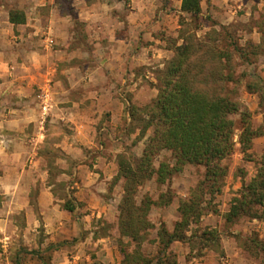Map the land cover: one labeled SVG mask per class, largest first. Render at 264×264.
<instances>
[{"label":"crops","instance_id":"crops-1","mask_svg":"<svg viewBox=\"0 0 264 264\" xmlns=\"http://www.w3.org/2000/svg\"><path fill=\"white\" fill-rule=\"evenodd\" d=\"M172 2L133 0L120 19L101 0L72 2L67 15L59 0H0V264L123 263L112 236L118 157L140 136L129 130L132 107L157 98L155 71L173 58L168 39L183 12ZM13 10L26 21L13 23ZM183 245L172 247L178 264H219L212 253L189 259ZM221 246V264H249L237 242Z\"/></svg>","mask_w":264,"mask_h":264},{"label":"trees","instance_id":"trees-1","mask_svg":"<svg viewBox=\"0 0 264 264\" xmlns=\"http://www.w3.org/2000/svg\"><path fill=\"white\" fill-rule=\"evenodd\" d=\"M202 2L182 0L181 10L198 19L203 11ZM10 16L13 23L26 21L21 11L13 10ZM226 37L231 42V36ZM233 48L231 51L220 45L187 42L176 48L174 57L157 77L159 94L142 111V125L137 128L139 140L146 139L144 150L141 155L126 151L118 157L117 181H124V195L119 205V233L134 246L133 251L124 253L122 264H178L172 250L176 243L187 244L192 250H214L213 245L221 248V234L216 228L194 230V227H198L205 216L218 212L216 198L222 193L229 174L224 161L234 153L237 129L245 155L261 137L249 124L250 113L242 110L233 89L237 81L233 69L234 52L249 66L252 65L251 55L237 44ZM255 78L258 87L247 88L252 94L259 95L262 106L263 79ZM138 114L133 113V123ZM234 115L242 118L240 128L232 119ZM164 154L169 157L160 160ZM187 166L204 169L201 179L188 197L180 200L174 229L169 230L164 223L156 227L150 220L152 210L169 207L178 200L171 182ZM149 182H155L158 189H166L158 199L145 196L139 201V191ZM64 209L75 212L73 199L66 201ZM242 219L264 222V154L258 163L257 174L243 185L226 215V221L231 225ZM153 230L157 231L156 239H150ZM147 242L156 245L154 255L141 251ZM251 245L264 261V241L255 239ZM41 259L44 264H50L49 258Z\"/></svg>","mask_w":264,"mask_h":264},{"label":"rangeland","instance_id":"rangeland-1","mask_svg":"<svg viewBox=\"0 0 264 264\" xmlns=\"http://www.w3.org/2000/svg\"><path fill=\"white\" fill-rule=\"evenodd\" d=\"M75 1L79 2V0H60L62 13L64 15L73 13L71 3ZM92 1L95 0H89V2ZM161 1L164 9L173 3L172 0ZM101 2L110 3L115 6L113 13L118 15L120 19H124L127 16L133 5V0H101ZM240 3L241 2L238 0H229L228 4L222 7L219 5L213 6L212 0H203V11L198 19L185 15L184 13L181 14L179 18H175V21H173L174 32L168 39V47L172 48L175 55V50L179 42L181 43L179 46L187 42L193 44L207 43L209 46L220 45L221 48L231 51H234L233 45L237 44L239 47L247 49L248 53L251 55L252 65L249 66L243 63L239 59V56H237L238 54L234 52L236 57L233 69H235L237 81L233 89L235 88V99L241 104L242 110H246L250 113V116H248L249 124L254 130H257L261 134V137L254 141L252 150L245 155L239 143L240 131L237 129L234 138V153L224 161V164L229 169V174L222 193L216 198L218 212L205 216L200 225L194 227V230L205 227L216 228L221 234V242L225 237L238 243L239 247L244 251L249 264H264L262 255L258 254L251 245V241L255 239L264 241V222L242 219L235 225H231L226 221V215L231 208L233 199L241 191L243 185L248 184L257 174L258 163L261 161L264 154V102L261 106L259 95L252 94L247 88L249 86H251L252 89L258 87V79H256L255 76L263 79L262 84L264 85V0H246V4L239 8ZM158 14L157 12L156 17ZM159 34H163L160 36H164L165 38V32H159ZM226 36H231V42L227 40ZM164 68L165 66L163 68L158 67L155 71L157 77ZM246 73L250 76H244ZM159 86L160 83L158 81V90ZM151 103L142 106L134 105L132 107L131 111L136 114L138 112L139 114L136 115V121L129 130L134 132L142 125L140 122V117H143L141 113L144 111V108ZM232 119L240 128L241 116L234 115ZM144 146V141H140L139 138H137L132 143V146L127 149V152L137 155L139 150L142 151L144 149ZM168 157V154H164L161 156L160 160H164ZM203 172L204 169L202 168L187 166L182 173L173 178L171 188L177 194L178 200L169 207L154 208L152 210L150 220L154 222L156 227L164 223L162 221L163 217H166L171 224L177 221L179 215H177L176 210L180 204V200H185L188 197L190 190L199 182ZM121 181L122 183L116 181L115 185L121 183L120 188L124 191V181ZM165 189L166 188L158 189L155 182H149L139 191L138 200H142L145 196L158 199L161 192L165 191ZM103 229L101 236L107 235L109 231L106 226H104ZM156 233L157 231L153 230L150 234V239H154ZM112 236L117 251L120 253V257L124 256L125 252L134 250V246L131 245L128 239L120 237L119 230L116 235L114 234ZM183 247L190 248L191 252L188 257L189 259L191 258V260H195L197 263L202 261L203 257L205 258L209 253L216 255L219 264L222 263L223 259L227 258L222 250V246L218 248L213 245L212 247L214 250H192L187 244H184ZM180 249L179 246V248L176 250L174 248L173 250L177 261L178 251ZM246 249L249 250L247 251ZM141 251L146 254L152 252L154 255L153 252H156V245L147 242L143 245ZM45 257L49 258L50 256L45 255ZM94 257V264H101V262L98 261V257L96 255ZM83 264L87 263L85 262Z\"/></svg>","mask_w":264,"mask_h":264}]
</instances>
